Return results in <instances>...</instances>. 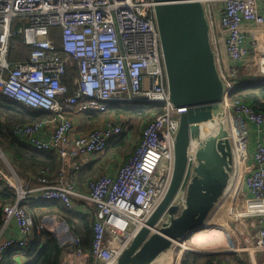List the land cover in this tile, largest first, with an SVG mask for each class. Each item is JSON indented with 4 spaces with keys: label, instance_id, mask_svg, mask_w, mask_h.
Segmentation results:
<instances>
[{
    "label": "built area",
    "instance_id": "1",
    "mask_svg": "<svg viewBox=\"0 0 264 264\" xmlns=\"http://www.w3.org/2000/svg\"><path fill=\"white\" fill-rule=\"evenodd\" d=\"M198 1L204 6L225 83L223 105L233 154L229 183L208 220L217 226L209 228L227 239L225 248L215 252L232 251L238 259L221 255L215 264H264V144H254L249 161L248 135L249 124L264 127V113L233 99L245 86L243 65L238 63L264 76V0ZM155 6L154 0H0V92L52 115L17 125L14 134L35 150L56 153L71 167L57 175L42 172L34 177V188H25L0 161V179L17 192L16 202L3 209L0 263L9 249L20 250L30 242L34 219L26 207L29 201L59 200L71 211L94 212L90 251H84L80 238L66 228L61 264H116L165 197L186 108H174L169 99ZM53 29L60 32L58 43ZM17 35L29 51L23 60L13 61L12 39ZM69 65L78 70L72 84L65 80ZM139 101L159 104L164 111L144 126L138 144L115 172L101 173L88 182L86 192L79 190L68 177L80 168L75 161L105 153L122 133L123 123L110 118L79 132L74 114ZM172 203L182 207L184 195L179 192ZM223 219L224 225L216 224ZM13 226L18 235L7 236ZM191 233L174 241L168 251L170 258L177 256L172 264H181L187 251H200L189 247Z\"/></svg>",
    "mask_w": 264,
    "mask_h": 264
},
{
    "label": "water",
    "instance_id": "2",
    "mask_svg": "<svg viewBox=\"0 0 264 264\" xmlns=\"http://www.w3.org/2000/svg\"><path fill=\"white\" fill-rule=\"evenodd\" d=\"M154 1L169 99L174 108L186 111L181 114L174 142L170 187L116 264H155L174 241L204 228L233 169L232 145L224 122L225 83L217 68L204 6L198 0ZM209 123L218 128L206 135ZM179 192L184 195L182 207L172 203ZM162 217L166 219L158 226ZM47 223H53L51 218Z\"/></svg>",
    "mask_w": 264,
    "mask_h": 264
},
{
    "label": "trees",
    "instance_id": "3",
    "mask_svg": "<svg viewBox=\"0 0 264 264\" xmlns=\"http://www.w3.org/2000/svg\"><path fill=\"white\" fill-rule=\"evenodd\" d=\"M52 31L58 43L60 32L58 29H53ZM12 40L15 46L11 50V59L13 61L23 60L26 58L29 48L22 42V37L18 35ZM242 69L244 70L243 67ZM77 77L78 70L76 66L69 65L65 79L66 82L72 84L73 80ZM241 78L245 80V86L233 94V99L249 106L256 112L264 113V76H256L249 71L248 74H244L243 72ZM163 111V107L159 104L139 101L134 104L114 103L105 112H83L74 114V116L81 130L86 131L99 127L104 120L110 119V117L131 116L143 119L149 116L154 118ZM50 116H52L51 113L47 111L37 110L18 103L0 92V148L8 154L10 162L21 177L33 178L42 172L57 175L68 164L60 159L56 153L35 150L14 134V128L17 125L41 121L48 119ZM122 123V133L110 142L106 151L113 150L112 152L114 153V151L123 152L130 149L128 143L131 144V128L130 126L125 127L124 122ZM16 200V190L0 179V226L4 221V207L15 203ZM26 207L34 219V228L30 242L23 249H9L5 254L3 262L0 264H18L14 258L18 252H22V255L26 258L23 264H61L66 246L61 244L59 239L50 231L41 228L42 221L49 216H56L62 219L68 225L72 235L80 238V246L83 250L90 251L95 221L93 212L82 213L71 211L59 200L29 201L26 203ZM218 258L219 256L216 254L202 255L187 251L181 264H215ZM240 264L248 263L245 260Z\"/></svg>",
    "mask_w": 264,
    "mask_h": 264
},
{
    "label": "crops",
    "instance_id": "4",
    "mask_svg": "<svg viewBox=\"0 0 264 264\" xmlns=\"http://www.w3.org/2000/svg\"><path fill=\"white\" fill-rule=\"evenodd\" d=\"M238 64L239 65H243V68L247 69V64L246 63H243V64L238 63ZM249 129L251 130V134L253 135V139L251 140V144H250V150H252L253 146H254V144L256 142L261 141L264 144V127L258 128L255 125L249 124ZM78 131L79 132L84 131V130H81L79 124H78ZM44 136L48 137L49 136V131H46V135H44ZM132 138L130 137L131 140H132ZM1 150H0V161H1L2 165L4 166V168L6 169V171L8 172V174H10V176H12L13 179L18 184H22L23 187H25V188H34L37 185V182L35 181L34 177L33 178H28V177H21L20 175H18L16 170H15V168H14V166L10 162L8 154L5 153L3 150L2 151ZM118 153L119 152H114L113 156H110L109 159H107V160L100 159L101 155H104V153L100 154L98 156H93V157L86 158V159H77L75 162H78L80 164V168L75 173L74 172H71V173L68 172L69 179H72L74 181L75 185L77 186V188L79 190H81L83 192H86L87 191L88 182L91 179H93L96 176V174H98V172L100 170L105 169V171H107L109 173L115 172V170L118 167L117 166V163H118L117 161L119 159L118 158ZM65 163H66V161H65ZM66 166L69 167V169L71 168L70 164L65 165V167ZM224 222L225 221L221 220L218 223L221 224V225H224ZM208 224L209 225H214V221L213 220H209ZM205 228H207V226L204 227L203 229H205ZM6 235L7 236H13V235L17 236L18 235V228L13 226L11 228V230L6 233ZM204 242H205V244H208V245L205 248L202 247L203 249L200 248L201 249V250L199 249L200 251H204V252H212V251H214L215 252V250L217 248H220V249L221 248H223V249L225 248L224 244L223 245L215 244V240L212 237H209ZM64 254H65V252H64ZM64 254H63V257H62V261H64V259H65L64 258ZM228 256L229 257L231 256L234 259L233 255H228ZM14 258H15V261L18 264H23L26 261V258H25V256L22 255V252H18ZM237 259H238V257H237ZM70 260H71V262L75 261L74 257L71 256V255H70ZM234 260L236 261V258Z\"/></svg>",
    "mask_w": 264,
    "mask_h": 264
},
{
    "label": "rangeland",
    "instance_id": "5",
    "mask_svg": "<svg viewBox=\"0 0 264 264\" xmlns=\"http://www.w3.org/2000/svg\"><path fill=\"white\" fill-rule=\"evenodd\" d=\"M247 39H248V41H250V35H247ZM250 49V51H251V47L249 48ZM247 70V71H246ZM242 72H244L245 74H248L249 73V70L248 69H242L241 70ZM134 104V103H133ZM133 106H137V105H133ZM110 118H112L114 121H122V122H124V125H125V127H128V126H130V128H131V135H132V140H131V144L130 143H128V145L130 146V149L129 150H125V151H123V152H119L118 153V163H117V166H120V165H122L127 159H128V157H129V155L131 154V152L134 150V148L136 147V145L138 144V142H139V139H140V136H141V132H142V130H143V128H144V126L152 119L151 117H145V118H143V119H140V118H135V117H131V116H119V118H114V117H110ZM128 121H129V123H128ZM248 135H249V142H250V144H251V140L253 139V135L251 134V130L249 129L248 130ZM1 150V149H0ZM2 151V150H1ZM113 151V150H112ZM111 150L110 151H105L106 153L104 154V156H102L100 159H103V160H107V159H109V157L110 156H113V152H112ZM115 152V151H114ZM249 155H250V158H249V161H251L252 160V158H251V155H252V150H249ZM5 160V159H4ZM104 172H107V171H105V169H103V170H100L99 172H98V174H96V176L97 175H99V174H101V173H104ZM10 175V174H9ZM49 218H51V220H52V224H48L47 223V220L49 219ZM223 221H225L224 219H223ZM62 222H64L62 219H60V218H57L56 216H49V217H47L46 218V220H43L42 221V225H44L46 228L45 229H47L48 231H50L53 235H55L58 239H59V241H60V239H62L63 241H62V243L61 244H63V242H64V240L66 239V238H68V234L65 232V231H63V230H61L62 228H61V226L59 225L60 223H62ZM215 223V222H214ZM61 229H60V228ZM207 230H210V228H207ZM192 234V233H191ZM209 234V235H208ZM192 237H193V234L191 235ZM209 237H212L214 240H215V244H217V245H226V237H224L221 233H219V232H211V231H209V232H207V234L205 235V236H203V237H193L191 240H190V242H189V247H192V248H198V249H200V248H205V247H207V245L208 244H205V240L206 239H208ZM189 239V238H188ZM64 245V244H63ZM65 246V245H64ZM202 248V249H203ZM201 250V249H200ZM212 252H214V251H212ZM215 253V252H214ZM167 258L170 256V252H166L165 254H164ZM164 255H163V257H164ZM221 255H223V254H221ZM221 255H218V256H221ZM234 257V259L236 258V260H237V256L236 255H234L233 256ZM172 258V261H171V263L170 264H172L174 261H175V259L177 258V256H176V254L175 255H173V257H171ZM168 262V261H167ZM167 262L166 263H164V264H167ZM241 263V262H240Z\"/></svg>",
    "mask_w": 264,
    "mask_h": 264
},
{
    "label": "bare ground",
    "instance_id": "6",
    "mask_svg": "<svg viewBox=\"0 0 264 264\" xmlns=\"http://www.w3.org/2000/svg\"><path fill=\"white\" fill-rule=\"evenodd\" d=\"M224 122H225V125L227 126L228 124H229V120L228 119H224ZM217 128H218V125H216L215 124V126L214 125H211V123H209L208 125H207V132H205V134L207 135V134H209V133H213V132H216L217 131ZM209 220H207L206 221V223L208 222ZM215 224V223H214ZM216 224H218V222H216ZM60 226H61V230H64V231H66V228L64 227V225H63V223H60L59 224ZM220 226H221V224H220ZM209 227H217V226H213V225H209V226H207V228H209ZM219 227V226H218ZM207 228H205V229H201V230H197L196 232H194V234H193V236H195V237H203V236H205L206 234H207V232H209V231H211V232H218L219 230H217V229H211L210 228V230H207ZM209 235V234H208ZM163 255L164 254H162L156 261H155V264H164V263H166L167 261V263H169L170 261H171V258L170 257H166L165 255H164V257H163Z\"/></svg>",
    "mask_w": 264,
    "mask_h": 264
}]
</instances>
